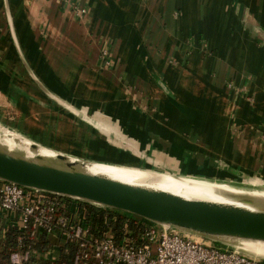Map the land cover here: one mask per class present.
<instances>
[{
	"label": "crops",
	"instance_id": "0c3cea01",
	"mask_svg": "<svg viewBox=\"0 0 264 264\" xmlns=\"http://www.w3.org/2000/svg\"><path fill=\"white\" fill-rule=\"evenodd\" d=\"M8 1L0 110L16 131L71 159L264 185V0Z\"/></svg>",
	"mask_w": 264,
	"mask_h": 264
},
{
	"label": "built area",
	"instance_id": "2783aa9c",
	"mask_svg": "<svg viewBox=\"0 0 264 264\" xmlns=\"http://www.w3.org/2000/svg\"><path fill=\"white\" fill-rule=\"evenodd\" d=\"M110 210L113 214L106 208L101 220L87 219L92 212L78 200L0 180V211L10 220L0 225V232L16 226L33 242L43 237L52 250H35L29 245L12 252L10 264H25L30 258L52 259L53 252H68L69 246L74 248L71 264H264V259L237 248ZM118 215L123 218L116 226Z\"/></svg>",
	"mask_w": 264,
	"mask_h": 264
},
{
	"label": "water",
	"instance_id": "95a60500",
	"mask_svg": "<svg viewBox=\"0 0 264 264\" xmlns=\"http://www.w3.org/2000/svg\"><path fill=\"white\" fill-rule=\"evenodd\" d=\"M0 180L99 207L120 210L194 236L222 241L229 245L232 243V248L264 257L236 240L264 242V202L255 204L256 201L247 197L238 196L256 205V208L185 198L164 190L133 185L81 170L57 168L3 152H0Z\"/></svg>",
	"mask_w": 264,
	"mask_h": 264
},
{
	"label": "bare ground",
	"instance_id": "6f19581e",
	"mask_svg": "<svg viewBox=\"0 0 264 264\" xmlns=\"http://www.w3.org/2000/svg\"><path fill=\"white\" fill-rule=\"evenodd\" d=\"M32 144L35 146H32ZM0 152L38 163L45 159L48 162L47 164L53 167L81 170L90 174L102 175L133 185L164 190L190 199H202L249 208H256L257 206L238 198V196L247 197L256 201L257 203L255 204L264 202V192L240 189L194 178L143 173L117 166L109 165V167L101 168L96 166L97 163L95 161L71 159L67 156L50 151L2 125H0ZM236 240L251 251H264L263 241L247 239Z\"/></svg>",
	"mask_w": 264,
	"mask_h": 264
},
{
	"label": "trees",
	"instance_id": "16d2710c",
	"mask_svg": "<svg viewBox=\"0 0 264 264\" xmlns=\"http://www.w3.org/2000/svg\"><path fill=\"white\" fill-rule=\"evenodd\" d=\"M83 204L86 207H89V210L92 212H90V215L88 214L87 219L101 220L106 208L94 207L86 203ZM109 214L112 215L113 210L109 209ZM122 218V216L118 215L115 223L116 226H119L122 223ZM29 245H31L35 250H51L50 244L45 241L43 237H41L37 242H33L30 240L26 231H20L16 226H7L4 234L0 232V264H10V254L14 251L27 248ZM73 250L74 248L69 246L68 252H53L52 255L54 258L52 259L30 258L25 264H71Z\"/></svg>",
	"mask_w": 264,
	"mask_h": 264
},
{
	"label": "rangeland",
	"instance_id": "374dc122",
	"mask_svg": "<svg viewBox=\"0 0 264 264\" xmlns=\"http://www.w3.org/2000/svg\"><path fill=\"white\" fill-rule=\"evenodd\" d=\"M7 5H8V8H6L5 5H4V11H5V15H6V20H7L8 24L13 29V33L11 34L12 39H13L14 43L17 42V44H18V37H17V33L14 32V22L12 20V15H11V10H10V7H9V1L8 0H7ZM12 116H13V114L11 112H8V111L4 112V111L0 110V125L12 130L15 133L18 132L17 134H19V135L22 134L23 136L29 138L28 136L24 135L23 133H20L19 131L15 130V128L13 127L11 122L9 121V117H12ZM80 159L87 160V161H95V160H92L91 158L90 159L89 158L88 159L80 158ZM101 162L102 161L96 162L97 163L96 166L101 167V168L109 167V165L101 163ZM40 163L47 164L48 162L45 159H43L42 161H40ZM238 187H242V188H245V189L257 188V189H260V190H264V185L258 184V183L256 184L250 179L243 181V183H241V185L239 184ZM79 202L81 203L82 201H79ZM82 203H84V202H82ZM86 204H89V203H86ZM90 205H92V204H90ZM92 206H95V205H92ZM100 208H104V207H100ZM202 239L204 241L213 243L215 245H220V246H224V247H227V248H232L231 247L232 243H230V245H229V244H224V243H222V241H218V240H210L208 238H202ZM242 252H244V251H242ZM252 252H254V251H252ZM244 253H247V252H244ZM254 253L264 255V251H262V252H258L257 251V252H254ZM247 254H249V253H247ZM259 258L264 259V257H259Z\"/></svg>",
	"mask_w": 264,
	"mask_h": 264
}]
</instances>
